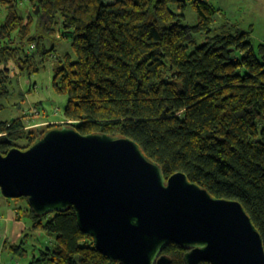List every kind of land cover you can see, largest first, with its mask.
I'll list each match as a JSON object with an SVG mask.
<instances>
[{
  "label": "trees",
  "instance_id": "trees-1",
  "mask_svg": "<svg viewBox=\"0 0 264 264\" xmlns=\"http://www.w3.org/2000/svg\"><path fill=\"white\" fill-rule=\"evenodd\" d=\"M22 1L0 0V109L9 64L37 70L35 55L51 53L44 40L61 24L71 53L58 58L52 84L67 96L66 123L83 134L129 137L166 178L182 171L214 196L238 200L264 245V44L257 52L247 32L215 27L219 9L208 0H36V32ZM189 6L194 24L185 22ZM25 126L21 117L0 120L2 153L44 131ZM26 210L54 239L27 264H121L96 249L72 207L42 216ZM186 251L169 243L161 253L186 264Z\"/></svg>",
  "mask_w": 264,
  "mask_h": 264
},
{
  "label": "water",
  "instance_id": "water-1",
  "mask_svg": "<svg viewBox=\"0 0 264 264\" xmlns=\"http://www.w3.org/2000/svg\"><path fill=\"white\" fill-rule=\"evenodd\" d=\"M0 191L25 197L39 216L72 207L96 249L121 264H170L161 253L169 243L187 249L186 264H264L261 234L238 200L182 171L166 178L136 141L115 133L63 123L0 151Z\"/></svg>",
  "mask_w": 264,
  "mask_h": 264
},
{
  "label": "rangeland",
  "instance_id": "rangeland-1",
  "mask_svg": "<svg viewBox=\"0 0 264 264\" xmlns=\"http://www.w3.org/2000/svg\"><path fill=\"white\" fill-rule=\"evenodd\" d=\"M110 2V0H102ZM219 9L215 17V27L224 23L234 31H245L249 34L255 50L264 44V0H208ZM36 0H23L20 10L26 18L34 19L33 32H36L38 13H34ZM38 6V5H37ZM185 22L194 24L196 13L191 6L184 11ZM4 17L0 14V19ZM45 47L52 49L49 55H35L37 70H21L10 63V93L3 99L4 108L0 109V120L21 117L25 130L40 131L54 124L67 121L63 111L67 96L58 94L53 88V76L58 58L71 53V33L62 25L55 28V33L44 40ZM17 145L24 146L20 140ZM26 200L6 198L0 191V264H27L38 253L39 249L52 247L54 239L42 229L33 227V219L27 209ZM21 245L22 250H12V245Z\"/></svg>",
  "mask_w": 264,
  "mask_h": 264
},
{
  "label": "built area",
  "instance_id": "built-area-1",
  "mask_svg": "<svg viewBox=\"0 0 264 264\" xmlns=\"http://www.w3.org/2000/svg\"><path fill=\"white\" fill-rule=\"evenodd\" d=\"M3 134H5V132H1V131H0V136H2Z\"/></svg>",
  "mask_w": 264,
  "mask_h": 264
}]
</instances>
